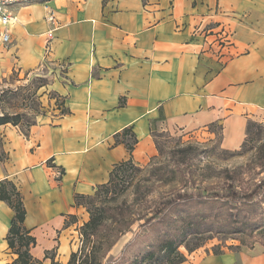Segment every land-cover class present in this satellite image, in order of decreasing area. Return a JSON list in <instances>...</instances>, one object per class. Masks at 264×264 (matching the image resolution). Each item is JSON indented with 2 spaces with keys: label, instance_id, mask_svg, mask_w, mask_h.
Returning a JSON list of instances; mask_svg holds the SVG:
<instances>
[{
  "label": "crops",
  "instance_id": "crops-1",
  "mask_svg": "<svg viewBox=\"0 0 264 264\" xmlns=\"http://www.w3.org/2000/svg\"><path fill=\"white\" fill-rule=\"evenodd\" d=\"M11 10L1 69L30 74L47 61L65 70L50 87L65 114L41 118L27 135L0 127V181L23 195L31 254L43 264H67L77 251L86 215L76 197L93 196L131 158L115 139L126 128L137 138L133 162L145 165L158 155L155 134L216 125L221 149L237 152L249 122L264 125V0H51ZM14 214L0 200V264L17 258L6 240ZM202 254L191 264H264L262 245Z\"/></svg>",
  "mask_w": 264,
  "mask_h": 264
},
{
  "label": "trees",
  "instance_id": "trees-1",
  "mask_svg": "<svg viewBox=\"0 0 264 264\" xmlns=\"http://www.w3.org/2000/svg\"><path fill=\"white\" fill-rule=\"evenodd\" d=\"M63 105L64 101H61V112L65 114L67 110L62 108ZM22 122L21 114H0V127L23 126ZM29 124L27 134L36 122ZM215 127L218 126L212 125L210 128ZM259 127H262V124L250 121L247 127L248 137L252 128ZM157 135L155 134V142L159 150ZM221 136L220 132V140ZM115 139L117 144H125L131 158L115 167L109 182L99 186L95 195L109 191L110 186L114 184V178L120 172L136 165L132 153L137 138L132 129L126 128L117 134ZM2 140L0 134V146ZM192 151L191 146L179 149L183 157ZM5 158L4 153L0 154L1 162ZM258 162L264 169V141L258 149ZM188 182L184 180L181 189L173 190L167 197L162 198L149 214L140 217L136 214L134 206L127 201L114 206H99L95 210L88 207L90 220L81 228L84 245L71 255L67 264H102V258H105L127 233L134 232V225L142 220L145 222L140 227L153 230L154 235L146 241L147 245L140 251L141 264H183L187 259L180 251L182 246L190 253L203 246L202 242L197 243L195 247L188 246L193 237L199 239L207 234L237 235L240 237L241 245H247L246 238L254 240L257 236L264 237V179L250 188H243L240 175L225 170L218 188L209 184L203 189H195L190 188ZM76 199L77 204L81 205L83 199L89 202L92 197L77 196ZM0 200L7 203L15 213L6 238L9 249L17 256L12 264H43L31 254V249L36 246L37 241L25 227L27 211L23 195L12 181L8 179L0 181ZM140 236L137 234L133 244L138 243ZM249 245L250 249L254 248L253 244ZM221 253L220 250L216 252L217 255ZM52 264L62 263L53 258Z\"/></svg>",
  "mask_w": 264,
  "mask_h": 264
},
{
  "label": "rangeland",
  "instance_id": "rangeland-1",
  "mask_svg": "<svg viewBox=\"0 0 264 264\" xmlns=\"http://www.w3.org/2000/svg\"><path fill=\"white\" fill-rule=\"evenodd\" d=\"M10 45L0 43V66L7 57ZM16 61L13 57L14 64H17ZM64 72L63 66L53 65L47 61L41 69L30 74L21 72L17 67H13L11 72L4 71L0 67V114H21L23 126L18 127L24 134H27L29 123H37L41 118L52 117L54 112L60 114L62 99L52 92L50 87L52 83L61 81ZM220 132L221 129L215 127L193 132L158 134L159 150L155 158L145 165H135L120 172L114 178V184L110 186L109 191L94 194L89 202L84 199L81 201L86 219L79 217L81 224L78 225V236L73 238L77 251L84 245L81 228L90 220L88 207L95 210L99 206H114L127 201L134 206L136 214L140 217L149 214L150 210L173 190L181 189L184 180L189 181L190 188L203 189L209 184L218 188L225 170L240 175L243 188H250L263 180L264 169L259 166L258 149L264 141V125L252 128L247 143L237 152L221 149ZM0 134L3 138L1 132ZM187 146H191L193 151L183 157L179 149ZM0 154H3L1 149ZM144 222L145 220L137 222L133 227L134 232L127 233L113 250L102 258L101 263L141 264L140 251L147 245L146 241L154 235L153 230L140 227ZM137 234L141 235L140 239L138 243L133 244ZM254 240L264 242V237L257 236ZM254 240L246 238L247 245H241L240 237L237 235L207 234L199 239L193 237L188 246L195 247L200 242L203 246L192 253L182 246L180 251L187 259L183 264H191L193 253L216 254L219 250L222 252L226 249L250 248L249 244H253V247L264 246L263 243Z\"/></svg>",
  "mask_w": 264,
  "mask_h": 264
},
{
  "label": "built area",
  "instance_id": "built-area-1",
  "mask_svg": "<svg viewBox=\"0 0 264 264\" xmlns=\"http://www.w3.org/2000/svg\"><path fill=\"white\" fill-rule=\"evenodd\" d=\"M29 2H43V4H48L50 0H0V25L5 28L4 33L2 34V42L4 44L11 43V33L8 31V27L13 22L16 17L12 13V7L27 4ZM47 21L51 24H55L56 15L55 12L47 7ZM53 39L52 32L49 33V42L47 44V49L50 48V42Z\"/></svg>",
  "mask_w": 264,
  "mask_h": 264
}]
</instances>
